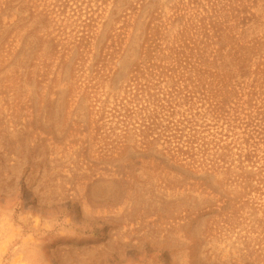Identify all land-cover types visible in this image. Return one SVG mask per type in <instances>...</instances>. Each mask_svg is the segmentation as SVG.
Returning a JSON list of instances; mask_svg holds the SVG:
<instances>
[{"label":"rangeland","instance_id":"obj_1","mask_svg":"<svg viewBox=\"0 0 264 264\" xmlns=\"http://www.w3.org/2000/svg\"><path fill=\"white\" fill-rule=\"evenodd\" d=\"M0 264H264V0H0Z\"/></svg>","mask_w":264,"mask_h":264}]
</instances>
